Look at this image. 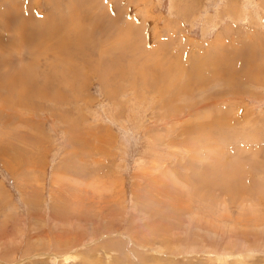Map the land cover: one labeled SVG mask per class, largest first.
<instances>
[{"label": "rangeland", "instance_id": "1", "mask_svg": "<svg viewBox=\"0 0 264 264\" xmlns=\"http://www.w3.org/2000/svg\"><path fill=\"white\" fill-rule=\"evenodd\" d=\"M0 83V264H264V0H0Z\"/></svg>", "mask_w": 264, "mask_h": 264}, {"label": "bare ground", "instance_id": "2", "mask_svg": "<svg viewBox=\"0 0 264 264\" xmlns=\"http://www.w3.org/2000/svg\"><path fill=\"white\" fill-rule=\"evenodd\" d=\"M16 7H17V6H16ZM15 14H16V13H14V15H15ZM14 15H13V16H14ZM21 22H22V21H21ZM16 24H17V23H16ZM16 24H15V25H16ZM21 24H22V23H21ZM19 25H20V24H19ZM15 27H16V26H14V28H15ZM14 28H13V29H14ZM76 42H78V41H76ZM76 44H77V43H76ZM76 52H77V51H76ZM79 53H80V52H79ZM83 53H84V52H83ZM77 54H78V53H77ZM100 55H101V54H100ZM85 59H86V58H85ZM88 60H89V59H88ZM248 60L251 62L250 59H248ZM248 60H247V61H248ZM101 61H103V60L101 59ZM32 62H33V61H32ZM250 62H247V63H250ZM99 63H100V62H99ZM245 63H246V61H245ZM247 63H246V64H247ZM56 64H57V63H56ZM103 64H104V63H103ZM160 65H162V64H159V67H160ZM30 66H31V65H30ZM86 66H87V65H86ZM32 67H33V66H32ZM156 67H157V66H156ZM24 69H25V68H24ZM15 70H16V69H15ZM27 71H28V70H27ZM167 71H168V70H167ZM21 72H23V71H21ZM104 72H105V70H104ZM164 72H165V70H164ZM164 72H163V73H164ZM19 73H20V71H19ZM19 73H18V74H19ZM23 73H24V72H23ZM23 73H22V74H23ZM161 73H162V72H161ZM18 74H17V75H18ZM20 74H21V73H20ZM20 74H19V75H20ZM164 74H165V73H164ZM27 75H28V74H27ZM166 75H167V74H166ZM20 77H21V75H20ZM80 77H81V76H80ZM165 77L168 78V76H165ZM208 77H209V76H208ZM166 78H165V79H166ZM18 79H19V78H18ZM208 79H209V78H208ZM3 80H4V79H3ZM6 80H7V79H6ZM16 81H17V79H16ZM245 81H246V78H245ZM1 82H3V81H1ZM203 82H204V81H203ZM4 83H5V81H4ZM8 83H9V82H8ZM8 83H7V84H8ZM16 83H17V82H16ZM18 84H19V82H18ZM18 84H17V85H18ZM0 85H3V83H0ZM5 85H6V84H5ZM8 85H9V84H8ZM18 86H19V85H18ZM1 87H2V88H5V87H3V86H1ZM6 87H7V86H6ZM11 87H12V86H11ZM14 87H15V86H14ZM25 87H26V86H25ZM7 88L9 89V87H7ZM7 88H5L4 90H6ZM17 88H18V87H17ZM8 89H7V90H8ZM22 89H24V88H21V90H22ZM9 90H10V89H9ZM9 90L6 91V92H8L9 95H10L11 93L9 92ZM25 90H26V89H25ZM10 91H11V90H10ZM17 91H18V90H17ZM22 91H23V90H22ZM22 91H19V93H20V92L22 93ZM29 91H30V90H29ZM24 92H26V91H24ZM21 93H20V95L24 94V93H22V94H21ZM58 94H59V93H58ZM60 94H61V92H60ZM50 99H51V97H50ZM57 100H58V99H57ZM51 101H52V99H51ZM54 102H55V101H54ZM55 103H56V102H55ZM59 110H60V109H59Z\"/></svg>", "mask_w": 264, "mask_h": 264}]
</instances>
